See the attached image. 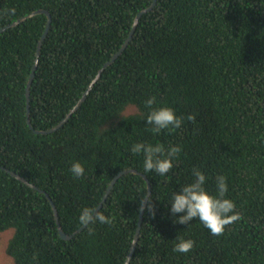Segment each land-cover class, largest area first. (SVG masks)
<instances>
[{"label": "trees", "instance_id": "obj_1", "mask_svg": "<svg viewBox=\"0 0 264 264\" xmlns=\"http://www.w3.org/2000/svg\"><path fill=\"white\" fill-rule=\"evenodd\" d=\"M154 0H0V27L38 9L52 15L31 86L27 85L46 29L35 15L0 34V232L14 229L7 253L15 264H125L147 181L126 173L100 211L107 224L89 223L113 178L134 168L146 174L152 193L130 264H264V0H157L133 38L107 67L80 108L59 123L103 65L128 37L136 15ZM168 106L179 128L151 131L145 101ZM194 117V119H190ZM179 145L166 176L145 173L131 145ZM74 161L82 177L70 172ZM16 171L46 192L11 175ZM199 169L240 219L212 235L198 220L174 224L167 202ZM176 237L192 239L188 253L174 251Z\"/></svg>", "mask_w": 264, "mask_h": 264}, {"label": "clouds", "instance_id": "obj_2", "mask_svg": "<svg viewBox=\"0 0 264 264\" xmlns=\"http://www.w3.org/2000/svg\"><path fill=\"white\" fill-rule=\"evenodd\" d=\"M153 98L145 101L148 108L147 114L143 117L146 125L151 126V131L159 133L165 129L179 128L182 120L178 117L173 108L168 106L152 107ZM194 119V117H190ZM133 154H140L143 157L142 167L145 173L155 172L159 176H166L173 169L174 158L180 153L179 145L165 146L162 144H148L143 141L135 142L131 145ZM70 172L73 177H82L85 168L79 161H74ZM193 180L190 183L180 186L178 191L171 193V198L167 202L169 212L174 224L188 225L193 220H198L204 228L212 235H221L225 227L237 222L240 215L235 211L233 200L226 198L228 191L226 179L218 175L215 180L216 193H210L206 187L207 177L199 169L192 172ZM79 221L82 224L89 223H110V217L99 209L93 211L91 208L84 207L80 210ZM194 247L192 239L176 237L174 251L188 253Z\"/></svg>", "mask_w": 264, "mask_h": 264}, {"label": "water", "instance_id": "obj_3", "mask_svg": "<svg viewBox=\"0 0 264 264\" xmlns=\"http://www.w3.org/2000/svg\"><path fill=\"white\" fill-rule=\"evenodd\" d=\"M157 3V0H154L153 3L148 6V7H145L143 8L137 15H136V18H135V21H134V24H133V27L128 35V37L125 39L124 43L122 44V46L118 49V51H116L113 56L103 65V67H101V69L99 70L97 76L93 79V81L91 82V84L89 85V87L84 91L82 97L78 100V102L74 105V107L68 112V114L59 122L57 123L56 125H54L53 127L49 128V129H35L32 125V122L31 120L29 119V125L30 127L36 132V133H43V134H47V133H52V132H55L57 131L58 129H60L61 127L64 126V124L70 119V117L73 115V113L75 111H77L80 106L83 104V102L86 100L89 92L91 91V89L94 87V85L96 84V82L99 80V78L102 76L103 72L105 71V69L107 67H109L110 65H112L116 60L117 58L123 53V51L127 48V46L129 45L130 41L132 40L133 38V35H134V32L138 26V23H139V20L140 18L148 13L150 10H152L154 8V6L156 5ZM38 14H46L47 17H48V22H47V26H46V29L38 43V47H37V55H36V58H35V61H34V64H33V67H32V71H31V75H30V79L28 81V85H27V92H26V95H27V114L28 116H30V112H31V86H32V83L34 81V77L36 75V70L38 68V65H39V61H40V55H41V50H42V46H43V42L45 41L48 33H49V30H50V27H51V23H52V15L50 13V11H48L47 9H38V10H35V11H32L31 13H29L28 15H24L22 17H20L19 19L7 24V25H4L2 27H0V34L7 31L8 29L12 28V27H15L19 24H21L22 22L26 21L27 19L35 16V15H38ZM6 169L11 175H13L14 177L18 178L19 180L23 181L24 183H26L28 186H30L31 188L33 189H36V190H39L40 192H46L45 190L41 189L40 187H38V185L30 182L26 177L22 176L21 174L17 173L16 171H13V170H10L8 168H4ZM129 172H132V173H138V174H141L142 177L147 181V187H148V194L147 196L145 197L144 201H143V204H142V208H141V212H140V219H139V222H138V227H137V230H136V233H135V236H134V239H133V242H132V245L130 247V251L128 253V256H127V259L125 261V264H130L131 262V259L134 255V252H135V249L137 247V244H138V241H139V238H140V231H141V227H142V224H143V220H144V212H145V208L147 206V203H148V200H149V197L152 193V186H151V182L148 178V176L142 172H140L139 170L137 169H134V168H129L127 170H121L114 178L113 180L111 181L106 193H105V196L103 198V200L100 202V204L98 205V207L95 209H99L101 210V208L103 207V204L104 202L106 201L107 197L109 196L112 188L114 187V185L116 184V182L123 176L125 175L126 173H129ZM49 201L51 202L52 204V207L54 209V212H55V217L57 219V222H58V225H59V232H60V235L62 238L64 239H67V240H70L72 239L77 233H79L80 231H82L88 224H83L78 230H76L72 235L70 234H67L64 229L62 228V225L59 221V215H58V210H57V207L52 199V197L47 193L46 194Z\"/></svg>", "mask_w": 264, "mask_h": 264}, {"label": "rangeland", "instance_id": "obj_4", "mask_svg": "<svg viewBox=\"0 0 264 264\" xmlns=\"http://www.w3.org/2000/svg\"><path fill=\"white\" fill-rule=\"evenodd\" d=\"M13 233V228L0 232V264H15L12 257L7 253V247Z\"/></svg>", "mask_w": 264, "mask_h": 264}]
</instances>
